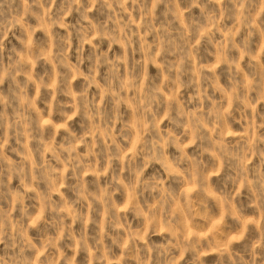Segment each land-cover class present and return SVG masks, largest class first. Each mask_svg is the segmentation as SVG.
Returning a JSON list of instances; mask_svg holds the SVG:
<instances>
[{"label":"rangeland","instance_id":"rangeland-1","mask_svg":"<svg viewBox=\"0 0 264 264\" xmlns=\"http://www.w3.org/2000/svg\"><path fill=\"white\" fill-rule=\"evenodd\" d=\"M0 264H264V0H0Z\"/></svg>","mask_w":264,"mask_h":264}]
</instances>
